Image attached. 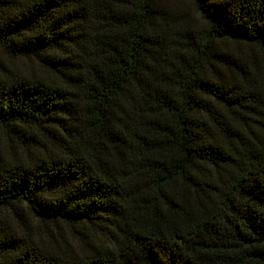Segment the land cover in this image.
<instances>
[{
	"label": "trees",
	"instance_id": "1",
	"mask_svg": "<svg viewBox=\"0 0 264 264\" xmlns=\"http://www.w3.org/2000/svg\"><path fill=\"white\" fill-rule=\"evenodd\" d=\"M0 0V264H264V0Z\"/></svg>",
	"mask_w": 264,
	"mask_h": 264
},
{
	"label": "rangeland",
	"instance_id": "2",
	"mask_svg": "<svg viewBox=\"0 0 264 264\" xmlns=\"http://www.w3.org/2000/svg\"><path fill=\"white\" fill-rule=\"evenodd\" d=\"M175 3L180 4V6L184 7V10L189 13L190 15H192V9L191 6L189 4V2H187L186 0H173Z\"/></svg>",
	"mask_w": 264,
	"mask_h": 264
}]
</instances>
